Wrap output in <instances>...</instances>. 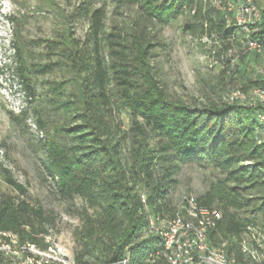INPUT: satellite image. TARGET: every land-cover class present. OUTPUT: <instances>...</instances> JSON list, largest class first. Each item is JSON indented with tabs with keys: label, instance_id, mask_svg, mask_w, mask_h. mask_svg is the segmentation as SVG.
<instances>
[{
	"label": "trees",
	"instance_id": "obj_1",
	"mask_svg": "<svg viewBox=\"0 0 264 264\" xmlns=\"http://www.w3.org/2000/svg\"><path fill=\"white\" fill-rule=\"evenodd\" d=\"M228 1L115 0L135 6L137 13L129 28L113 25L107 32L102 9L86 6L78 13L90 22L85 38L70 31L38 43L50 57L36 71L68 75L48 88V107L62 123L50 126L41 144L59 195L82 200L73 208L79 221L71 233L75 264H171L149 219L176 215L179 200L173 201V192L186 163L213 177L194 196L199 206L220 212L207 233L209 246L224 249L241 264L254 263L238 241L247 226L264 233V139L256 116L264 106L229 101L228 94L264 90V73L256 72L264 62V8L246 31L235 25ZM181 14H186L183 31L212 41L207 55L217 60L199 101L171 95L154 67L163 46L154 24ZM247 36L261 52L240 49ZM14 51L21 61V48L14 46ZM24 86L34 99V88ZM33 109L38 124L49 121L42 108ZM123 113L129 120L126 129ZM0 179L15 191H0V231L44 245L49 216L28 200L26 186L3 166Z\"/></svg>",
	"mask_w": 264,
	"mask_h": 264
},
{
	"label": "rangeland",
	"instance_id": "obj_2",
	"mask_svg": "<svg viewBox=\"0 0 264 264\" xmlns=\"http://www.w3.org/2000/svg\"><path fill=\"white\" fill-rule=\"evenodd\" d=\"M209 1L212 5L225 2ZM241 1L235 0L233 7L237 8ZM254 3L257 8H264V0ZM86 6L102 9L106 32L112 30L113 25L129 28L131 18L137 13L135 6L117 5L115 0H0V166L7 168L26 186L28 200L43 208L51 221L48 229L72 256L71 233L79 223L73 208L80 206L82 200L59 195L57 181L46 169L41 144L49 127L62 123L60 115L53 117L54 113L48 107L45 99L46 95L50 96L48 88L68 75L59 70L49 74H39L36 70L50 57L47 49L38 43L59 40L70 31L76 37L85 38L90 22L78 13ZM185 20L186 14H181L166 24H154L153 31L163 44L154 67L171 95L181 96L189 102L199 101L208 91L205 80L217 71L210 67L207 55L213 43L206 37L185 33L182 29ZM14 46L23 51L21 61L15 55ZM25 82L34 88V99L27 95ZM33 107L42 108L49 121L45 122L44 118V124H38ZM121 122L122 128L126 129L129 125L127 114H121ZM212 179L211 173L194 163L182 165L173 201H180L186 194L198 196ZM0 191L15 194L1 179Z\"/></svg>",
	"mask_w": 264,
	"mask_h": 264
},
{
	"label": "bare ground",
	"instance_id": "obj_3",
	"mask_svg": "<svg viewBox=\"0 0 264 264\" xmlns=\"http://www.w3.org/2000/svg\"><path fill=\"white\" fill-rule=\"evenodd\" d=\"M254 2L255 0H250V5H245L246 14L243 17H239V7L234 8L232 0L226 5L234 13L235 25L244 27L246 31H248L247 25L254 26L258 22V15H254L252 7L256 8L259 13L263 9L257 8ZM248 37L242 42L240 49L242 48L245 52L247 50L261 52L260 44ZM251 41L254 44H251ZM215 43L219 44L217 40ZM213 57L209 58L210 66L217 63L216 58L213 59ZM234 61L232 60V63ZM256 68H258V73H264V62L258 64ZM228 100L245 101L250 106H264V90L256 89V87L246 91L234 90L228 94ZM256 116L260 126L259 134L264 139V112H257ZM144 199L142 195V200ZM219 218L218 210L199 206L195 197L186 194L180 199L175 216L173 215L170 219L151 217L149 229L151 233L160 237L162 246H166L163 248L164 255L171 264H241L234 256L228 255L224 249L210 247L208 244L207 233L216 226ZM168 225H172L170 238L163 233H157L165 232ZM42 237L44 245H39L21 241L15 233L0 231V264H75L72 254L51 229H47ZM238 243L246 257L254 262L253 264H264V233L259 228L247 226ZM125 261L122 260L116 264H124Z\"/></svg>",
	"mask_w": 264,
	"mask_h": 264
},
{
	"label": "built area",
	"instance_id": "obj_4",
	"mask_svg": "<svg viewBox=\"0 0 264 264\" xmlns=\"http://www.w3.org/2000/svg\"><path fill=\"white\" fill-rule=\"evenodd\" d=\"M245 5H250V0H242L241 1L240 5L238 6L239 7V17H243V15L246 14V12H245ZM252 10H254V15H258V21H259L260 20V13L257 12V9L256 8H253L252 7ZM251 44H254L253 41H251ZM256 72H258V68H256ZM256 89H260V88H256ZM175 223H177V222H175ZM171 227H172V225H168L167 226V229H165V232H157V233H163V235H168V238H170V235H171ZM244 244L246 245V243H244ZM256 245H257V242H256ZM165 247L166 246H163V248H165Z\"/></svg>",
	"mask_w": 264,
	"mask_h": 264
}]
</instances>
